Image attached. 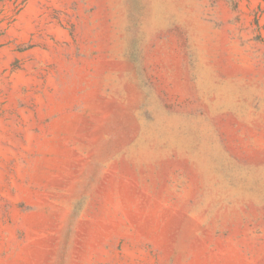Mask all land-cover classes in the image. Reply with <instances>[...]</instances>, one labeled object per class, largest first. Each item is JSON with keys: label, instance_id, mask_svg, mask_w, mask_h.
<instances>
[{"label": "rangeland", "instance_id": "374dc122", "mask_svg": "<svg viewBox=\"0 0 264 264\" xmlns=\"http://www.w3.org/2000/svg\"><path fill=\"white\" fill-rule=\"evenodd\" d=\"M0 264H264V0H0Z\"/></svg>", "mask_w": 264, "mask_h": 264}]
</instances>
